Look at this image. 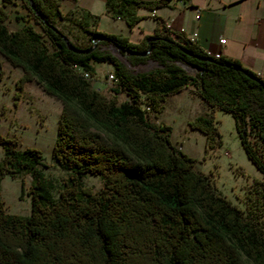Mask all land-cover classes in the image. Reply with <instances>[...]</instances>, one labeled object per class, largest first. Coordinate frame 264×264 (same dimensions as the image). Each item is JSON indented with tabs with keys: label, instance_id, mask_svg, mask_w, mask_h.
<instances>
[{
	"label": "trees",
	"instance_id": "trees-1",
	"mask_svg": "<svg viewBox=\"0 0 264 264\" xmlns=\"http://www.w3.org/2000/svg\"><path fill=\"white\" fill-rule=\"evenodd\" d=\"M60 1L32 0V7L20 0L26 15L14 27L7 23V4L15 0L0 1V54L21 66L17 87L34 79L59 98L51 155L67 169L53 196L40 150L20 148L15 137L0 133V174H30L28 213L5 210L0 199V264H264V158L245 132L248 122L264 147L262 118L254 108L264 93V76L235 57L206 53L160 16L155 15L151 33L130 40L98 31L87 8L62 12ZM161 4L168 0H104L105 10L128 25L140 16L137 5ZM71 19L88 43L73 40L56 23ZM62 33L82 48L103 33L132 50L130 61L148 54L162 65L129 71L110 50L69 48ZM95 60L111 63V88L123 90L124 98L93 85ZM185 86L207 108L189 125L207 142L220 141L211 111H230L246 154L262 171L263 178L252 181L256 197H248L245 209L211 187L194 167V157L171 141L168 123L150 118V113L157 117L167 94ZM86 171L100 175L101 187L83 184Z\"/></svg>",
	"mask_w": 264,
	"mask_h": 264
},
{
	"label": "rangeland",
	"instance_id": "rangeland-1",
	"mask_svg": "<svg viewBox=\"0 0 264 264\" xmlns=\"http://www.w3.org/2000/svg\"><path fill=\"white\" fill-rule=\"evenodd\" d=\"M74 6L87 8L95 15V28L101 32H115L126 35L130 40H137L145 33H151L155 25V16L150 14L151 7L137 5L135 10L140 15L132 25L124 18L113 16L105 10L104 0H71ZM10 4L8 3L7 6ZM143 10V11H141ZM57 25L68 33L75 41L86 44L90 39L80 27L71 20H58ZM106 40L98 39L94 47L109 50L103 45ZM0 133L16 138L17 146L37 147L41 152L40 167L52 181L51 192L56 196L67 169L58 165L52 155V143L56 133L57 116L60 100L54 94L45 91L37 81L28 79L21 87L16 80L21 73V66L11 64L0 54ZM187 70L191 68L179 62ZM129 71H139L153 66L162 65L161 61L144 54L140 60L124 62ZM95 73L91 79L93 85L106 95L114 94L117 99L126 96L123 90L114 91L107 81L106 73L112 65L103 60H95ZM258 104L254 107L259 111L264 126V93L259 94ZM207 110L200 97L188 86L165 96L157 117L170 125L171 141L194 157V167L204 172L211 187L238 207L245 209L247 201L255 198L252 188L254 178H263L262 171L246 154L235 127L230 111L219 107L212 109L213 121L219 131L220 141L209 143L205 134L198 128L190 126L188 120L197 113ZM250 123L245 124V132L251 144H256L257 152L264 158V147L256 129ZM264 132V127H263ZM2 146L0 144V157ZM83 184L91 189L101 187L102 180L98 173L84 172L81 175ZM30 174L21 172L11 175L5 171L0 174V199L5 210L17 213H28L30 210V194L28 191ZM264 223V208L261 212Z\"/></svg>",
	"mask_w": 264,
	"mask_h": 264
},
{
	"label": "crops",
	"instance_id": "crops-1",
	"mask_svg": "<svg viewBox=\"0 0 264 264\" xmlns=\"http://www.w3.org/2000/svg\"><path fill=\"white\" fill-rule=\"evenodd\" d=\"M73 5L71 0L59 3L62 12ZM7 9L8 25H19V16L26 15L24 5L15 0ZM149 12L160 16L170 29L193 36L203 49L235 57L264 76V0H168Z\"/></svg>",
	"mask_w": 264,
	"mask_h": 264
},
{
	"label": "water",
	"instance_id": "water-1",
	"mask_svg": "<svg viewBox=\"0 0 264 264\" xmlns=\"http://www.w3.org/2000/svg\"><path fill=\"white\" fill-rule=\"evenodd\" d=\"M29 2H30V4H31V6L34 7L32 0H29ZM61 36H62V38L64 39L66 45H67L69 48H71V49H73V50H78V51H81V50L88 51V50H90V49L94 46V43H95V40H96V39H99V38H105V39H106V42H105V43H102V46H103V45L108 46L109 50H110L112 53L116 54L120 60H122L123 62H126V63L129 62V59L127 58V53L132 52V50H130V49H128V48H123V47H121V46H120L119 44H117L115 41H112V40L106 38V36H105L103 33H95V34L92 36V38H93V40H92V44H91L90 46H88V47H85V48L77 47V46H75L74 44H72V43L70 42V40L67 38V36H66L65 34L62 33ZM146 51H147V49H146V50H142V51H136V52H137V53H140V54H143V53H145Z\"/></svg>",
	"mask_w": 264,
	"mask_h": 264
},
{
	"label": "built area",
	"instance_id": "built-area-1",
	"mask_svg": "<svg viewBox=\"0 0 264 264\" xmlns=\"http://www.w3.org/2000/svg\"><path fill=\"white\" fill-rule=\"evenodd\" d=\"M193 34H194V32H193ZM188 37L191 38V39H193V36H188ZM219 40L220 41H223L224 40V37H220ZM204 50H205L206 53L212 54V55H215V56H217V55L220 54V51L219 50H210V49H207V48L204 49ZM85 71H86V76L89 75L88 71L87 70H85ZM106 78H107V81L110 84L115 85V76H114L112 70L107 71Z\"/></svg>",
	"mask_w": 264,
	"mask_h": 264
},
{
	"label": "bare ground",
	"instance_id": "bare-ground-1",
	"mask_svg": "<svg viewBox=\"0 0 264 264\" xmlns=\"http://www.w3.org/2000/svg\"><path fill=\"white\" fill-rule=\"evenodd\" d=\"M84 75L86 76V73H84Z\"/></svg>",
	"mask_w": 264,
	"mask_h": 264
}]
</instances>
